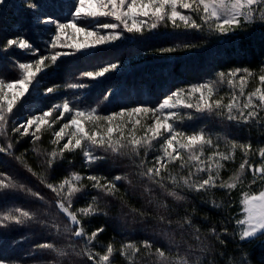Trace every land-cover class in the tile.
Wrapping results in <instances>:
<instances>
[{
	"label": "trees",
	"instance_id": "obj_1",
	"mask_svg": "<svg viewBox=\"0 0 264 264\" xmlns=\"http://www.w3.org/2000/svg\"><path fill=\"white\" fill-rule=\"evenodd\" d=\"M28 0H4L0 5V78L11 80L18 77V71L13 68L14 60L20 59L21 49L13 47L5 50L3 44L7 39L23 36L38 50L45 49L40 37L44 30L35 24L34 16L39 13L35 8L26 7ZM40 9H48L55 14L60 9L70 10L68 4L62 0H33ZM210 31H196L192 29L159 26L155 30H144L134 37L119 42L113 46L96 49L89 53H82L74 57L58 59L57 67L52 65L38 74V82L34 86L38 91L37 96L27 95L17 103L8 123V137L14 147L11 153L0 152V173L2 178H11L24 184L33 192H38L43 199L37 198L26 191L10 190L0 194V213L13 208H22L36 214L35 220L25 224H9L0 227V258H5L9 264H92L86 257H76L69 245H75V250L80 251L84 246L82 238L70 237L63 229L75 226L57 207L59 197L46 185H58L72 172L82 176L91 174L103 175L112 179L115 175H128L131 184L126 181L117 183L119 191L115 197L103 196L90 187L86 179L83 184L89 185L83 192L73 198L70 210L75 211L86 207L93 196L100 197L101 207L108 213L83 218L82 223L87 233L104 227L92 245L93 251H105L109 242L118 249L127 241L140 242L151 240L154 247L171 248L174 253H193L191 259H200L201 264H240L242 256L251 264H264V236L251 241H241L238 236L239 229L235 220L242 218L241 194L248 187L253 177L246 171L244 186L232 190L230 196L225 190L214 189L205 194L182 191L186 196L184 201H176L168 197L160 189L152 187L146 179H141L137 172L139 159L134 164L128 157H114L109 155L105 161L93 166H86L82 153H65L63 160H57L51 168L48 167V153L57 147L51 143L53 131H44L41 139L35 144L31 137H19L12 133L13 116L25 114L28 111L47 110L54 102L66 94H49L44 92L48 88L62 87L74 81L86 83V87L71 89L77 106L94 108L103 113L113 112L126 106L147 105L158 106L163 99L177 89H186L204 79H216L219 71L227 72L234 68H249L259 74L264 67V26L244 28L234 35L224 38H212ZM191 45V47H185ZM173 47L176 51L161 52V49ZM134 57H140L132 60ZM120 60L132 61L125 69L110 72L99 79H89L81 74L88 70H95L105 63ZM49 64L51 62H48ZM253 85L258 82L254 77L250 80ZM68 88V87H67ZM114 88L115 90H110ZM192 119H188V114ZM183 120L177 121L178 128L186 133L207 129L213 135L227 136L229 139L242 143L250 142L253 149L264 147V126L258 123L248 125L235 124L221 117L209 114L196 113L194 109L181 108ZM264 120V112L260 114ZM8 137H0V145L9 142ZM17 141H19L17 143ZM158 148L159 145H156ZM35 149H39L36 151ZM225 150L223 140L220 141V150ZM241 151L235 153V160L226 163L221 175L227 179L243 162L238 161ZM102 154V153H101ZM158 151H150L145 158L152 161ZM19 157V159H17ZM259 159L258 155L251 156ZM71 161V163H69ZM259 162L257 161L256 164ZM151 167V163L147 164ZM178 170V166H172ZM31 169V171H29ZM35 173V174H33ZM186 174V173H185ZM203 176V174H202ZM167 183V181H166ZM151 187V192H145V187ZM260 184L251 186L252 192H258ZM215 199L223 201L225 206L213 207L208 201ZM158 202L167 204L166 208L159 207ZM131 209H137L133 212ZM142 213V215L140 214ZM188 215L193 226L200 228L201 240L195 238L194 228L179 227L178 222ZM165 218L161 222L160 217ZM171 220L169 225L166 221ZM215 226L220 232L227 227L229 233L221 234L225 244L219 243L208 230ZM59 229V231H57ZM168 233L169 235H165ZM174 243H169V240ZM53 242L57 247L64 248L69 255L59 257L51 250H41L35 246L42 242ZM201 241L207 245L201 251ZM140 264H152L155 257L137 258ZM112 264H127V261L117 253L112 258Z\"/></svg>",
	"mask_w": 264,
	"mask_h": 264
},
{
	"label": "snow or ice",
	"instance_id": "obj_2",
	"mask_svg": "<svg viewBox=\"0 0 264 264\" xmlns=\"http://www.w3.org/2000/svg\"><path fill=\"white\" fill-rule=\"evenodd\" d=\"M3 3L4 0H0V5ZM26 7L34 9L37 5L33 0H28ZM185 11L189 14H185ZM69 14L71 19L67 22H60L52 16H46L38 21L55 25V35L50 42L52 49L55 50L59 46L69 51H55L50 56H40L34 62H19L16 68L21 73L20 77L12 80L0 78V137H8L10 115L17 103L30 91L38 74L56 64L61 56L85 52L118 40L123 30L128 33H141L145 28L154 30L162 23H171L173 28L182 25L184 29L203 31L207 28L213 33L231 34L246 28L247 25L264 23V0H73ZM101 18H110L114 22L101 23ZM78 37L83 38L77 39ZM62 38L66 40L62 41ZM67 40L72 42L68 43ZM13 47L38 52V49H33L29 39L23 36L7 39L3 44L5 50ZM160 51L173 52L176 48L169 47ZM49 60L51 64L47 63ZM117 67V64H109L97 71H87L81 75L89 79H99ZM254 77L258 84L246 92L250 80ZM222 84H226L229 89L226 96L219 95ZM67 87L76 89L84 88L86 85L70 83ZM58 90V87H50L47 92L50 94ZM181 108L215 115L235 124L248 125L255 122L264 126V120H261L260 116L264 112V67L260 69L259 74L247 67H237L227 72L219 71L214 80L171 92L156 107L137 105L109 114H100L97 108L81 109L64 100L47 110H40L39 114L30 115L23 123L14 125L11 131L21 138L31 137L35 144L41 139L44 131L52 130L54 125H59L58 130L53 131L51 143L57 147L48 153L49 168L57 160H63L66 152L74 153L78 150L89 167L105 161L109 155L128 157L134 164L139 159L136 166L140 170L137 175L176 201L186 199V196L181 194L182 191L208 194L214 189H220L225 190L230 196L232 190L244 186L246 171H250L253 179L248 185L249 190L242 191L240 200L243 218L235 220V224L239 228L238 236L241 241L250 242L252 238L259 239L260 236H264V147L253 149L250 142L242 143L227 136L213 135L204 128L190 134L186 133L180 130L176 123L184 119L176 111ZM187 118L193 117L189 113ZM8 139L6 145H0V152L11 153L14 145L10 142L11 137ZM221 140L225 145L223 151L220 150ZM238 149L243 153V162L232 175L224 179L221 172L227 162L235 160ZM150 151H158L159 154L155 155L152 161L141 158V152L146 158ZM254 155L260 158L258 166L251 163L250 157ZM148 163L152 166L148 167ZM174 165L178 166V170L172 167ZM0 176H3V173H0ZM85 179L90 182L92 189L103 196L112 197L119 191L118 182L126 181L131 184L126 174H117L108 179L103 175L82 176L72 172L58 185L54 186L52 183L46 185L59 197L58 209L66 215L71 225L75 226L74 231L72 227L66 226L63 232L70 234V237L82 238L85 242L80 251L75 250V245H69L76 257H86L92 264H112V258L119 253L127 264H140L137 258L143 249V257H155L152 264H201L199 258L195 261L191 259L193 255L191 252L174 253L171 248L165 250L154 247L151 240L127 241L118 249L109 242L102 254L93 251L92 245L105 229L101 226L88 234L81 217L88 218L101 214L107 216L108 213L101 207L99 196H93L86 207L70 210L73 198L89 187L83 184ZM257 182L260 184V190L258 193L252 192L251 186ZM10 190L26 191L43 199L38 192H33L24 184L11 178L7 181L0 178V194ZM151 190V187H145V192L150 193ZM208 202L216 208L225 206L223 201L217 202L215 199ZM158 206L166 208L167 204L158 202ZM131 211L138 212L137 209ZM35 218L36 214L32 211L13 208L0 213V227H7L9 224L25 225ZM160 220L165 222L163 216ZM166 222L169 225L172 223L171 220ZM178 224L181 228L185 226L194 228L196 240H201L200 228L193 226L190 216L186 215ZM208 232L222 245L225 244L221 239L222 233L235 235L229 233L227 227L218 232L216 227L212 226ZM169 243L174 241L170 239ZM201 244L203 252L207 245L203 244V241ZM35 247L51 250L59 257L69 255L64 248L57 247L53 242H42ZM246 256L247 254L242 256L240 264H251ZM0 264L8 262L5 258H0Z\"/></svg>",
	"mask_w": 264,
	"mask_h": 264
},
{
	"label": "rangeland",
	"instance_id": "obj_3",
	"mask_svg": "<svg viewBox=\"0 0 264 264\" xmlns=\"http://www.w3.org/2000/svg\"><path fill=\"white\" fill-rule=\"evenodd\" d=\"M63 2H65V3H67L68 4V7H69V9H70V7H71V5H72V3H73V0H62ZM28 3V2H27ZM26 6V5H25ZM39 13H37L35 16H34V19H33V21L35 22V24H37V25H39V26H41L40 28H41V30H44V34H43V36L42 37H40V40L42 41V43H43V47L45 48V49H43L44 51H42V50H38V52H36V53H33L32 51H28V50H23L24 52H25V55L24 54H21L20 53V59H18V60H14V62H13V68L16 70V71H18V77H20V75H21V73L19 72V70L16 68V65H17V63H19V62H34L35 60H37V59H39V57L40 56H50L51 54H53L55 51H69V49H67V48H65V47H57V49H52L51 48V44H50V42H51V39H52V37L55 35V25H53V24H43V23H39L38 21L39 20H43L46 16H52V17H54L55 19H57V20H59L60 22H67V20H69V19H71V16H70V14H69V11L70 10H63V9H60V12L59 11H56V13L55 14H53V13H50V11L48 10V9H40V8H38V7H36L35 8ZM185 14H189L187 11H185ZM100 22L101 23H106V22H114V21H112L110 18H101V20H100ZM159 26H162V28H163V26H171V27H173L172 25H171V23H162V24H160ZM158 26V27H159ZM262 26H264V23H253V24H251V25H247L246 26V28H256V27H262ZM181 28H183V26L181 25L180 26ZM157 29V28H156ZM145 30H148L147 28H145ZM155 30V29H154ZM204 30H206V31H209V30H207V28H205ZM243 30V29H242ZM153 31V30H152ZM237 32H234V33H231V34H220V33H213L212 32V35H213V39H216V38H219V37H221V38H224L225 36H228V35H234V34H236ZM139 33H128L126 30H123V34H122V36H121V38L120 39H118V40H115V41H111V42H109V43H107V44H104V45H101V46H98V47H96V48H93V49H89L88 51H85V52H77V53H74V54H72V55H67V56H61L62 58H69V57H74L75 55H78V54H82V53H89V52H92V51H94V50H96V49H99V48H103V47H108V46H113V45H115V44H117V43H119V42H122V41H124V40H127V39H129V37L131 38V37H134V36H136V35H138ZM69 35H71V31L69 30ZM21 36V35H20ZM83 37H78L77 39H82ZM64 40H66V38H62V41H64ZM67 42L68 43H71L72 41L71 40H67ZM18 50H19V48H17ZM33 49H38L37 47H35V45L33 46ZM138 58H140V57H134V58H132V60H136V59H138ZM48 62H51L50 60L49 61H47V63ZM132 61H127V60H125V61H123V62H121L120 60H114V61H112V62H108V63H105L103 66H101V67H99V68H97V69H95V70H88V71H97V70H99V69H101V68H103V67H106L107 65H109V64H117L118 65V67L115 69V70H113L114 72H117V71H119L120 69H125L126 67H128L129 65H127V64H130ZM51 64V63H50ZM54 66L55 67H57V63L56 64H54ZM51 67H52V65H51ZM49 68V67H48ZM47 69V68H46ZM113 71H110V72H113ZM109 72V73H110ZM84 73V72H83ZM109 73H107L106 75H108ZM17 77V78H18ZM104 77V76H103ZM13 79H16V78H13ZM12 80V79H11ZM208 80H211L210 78H207V79H204L203 81H201V82H198V83H196V84H199V83H203V82H205V81H208ZM37 82H38V78L36 79V81H34V83H33V85L30 87V91L26 94V96L27 95H33L34 97L35 96H37V90H36V88L34 87L36 84H37ZM72 83V82H71ZM73 83H82V82H77V81H74ZM82 84H85L86 85V83H82ZM258 84V82L257 83H255V85H253V82H251L250 81V83H249V86H248V88L246 89V92L247 91H251L256 85ZM56 87H58L59 88V90L58 91H56V92H53V93H51V94H56V93H59V94H65V92H67L68 94H67V96H66V94L64 95V96H62V97H59V99H57V101L56 102H54V104H58V103H62L64 100H68V101H70V103H71V105H73V106H75V107H77V108H81V109H91V107H87V106H83V107H81V106H77L76 104H75V99H74V97H72V94H71V92L69 91L70 90V88H67L66 86H62V87H59V86H56ZM56 87H52V88H56ZM76 89H78V88H76ZM113 90H115L114 88H112L111 90H110V92L111 91H113ZM46 93H48L47 91L46 92H44V94L43 95H45ZM229 94V89H228V87H227V85L226 84H222V85H220V92H219V95L220 96H226V95H228ZM226 102V101H225ZM53 104V105H54ZM159 105V104H158ZM131 107H135V106H126L125 108H131ZM94 108H100L99 106H96V107H94ZM117 111H119V110H117ZM176 111H178L179 112V114L181 113V109H178V110H176ZM39 112L40 111H38V112H36V111H28V112H26L25 114H20V115H18L17 117L16 116H13L12 117V119H11V122H13V126L14 125H16V126H18L19 124H21V123H23L24 121H25V119L27 118V117H29L30 115H34V114H39ZM98 112H100V114H109L110 112H105V113H103V112H101V111H98ZM137 118H140V117H137ZM150 122V121H149ZM58 127H59V125H54V131L55 130H58ZM13 133V132H12ZM53 134V133H52ZM53 139V138H52ZM52 139H51V141H52ZM63 143V142H62ZM224 150V149H223ZM223 150H221V151H223ZM242 152L240 153V156H239V158H238V161L239 162H241V159H242ZM243 159H244V157H243ZM250 160H251V163L253 164V165H256V166H258L259 164H260V158L259 159H256V158H252V157H250ZM259 162L258 164H256V162ZM250 172V171H249ZM251 173V172H250ZM0 178H2V177H0ZM4 179H6V181H7V178H4ZM249 189H248V187H246V189L245 190H243V191H248ZM258 193V192H257ZM241 207H242V205H241ZM241 211H242V209H240ZM242 213V212H241ZM242 218H243V215H242ZM241 218V219H242ZM239 229V228H238ZM9 264V263H8Z\"/></svg>",
	"mask_w": 264,
	"mask_h": 264
}]
</instances>
